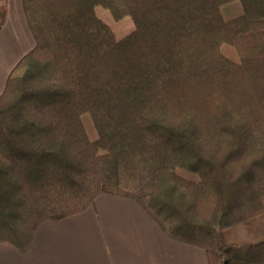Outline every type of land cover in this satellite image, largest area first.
<instances>
[{"label":"trees","instance_id":"obj_1","mask_svg":"<svg viewBox=\"0 0 264 264\" xmlns=\"http://www.w3.org/2000/svg\"><path fill=\"white\" fill-rule=\"evenodd\" d=\"M235 1L242 13L225 20ZM21 6L34 46L0 94V243L24 252L40 223L105 193L135 201L207 264H264V0ZM97 7L133 31L117 40ZM7 16L0 0V30ZM239 224L249 242H226Z\"/></svg>","mask_w":264,"mask_h":264},{"label":"crops","instance_id":"obj_2","mask_svg":"<svg viewBox=\"0 0 264 264\" xmlns=\"http://www.w3.org/2000/svg\"><path fill=\"white\" fill-rule=\"evenodd\" d=\"M16 2L11 7L8 0V16L0 33L18 24L22 34L12 52L0 53V94L11 69L34 46L21 0ZM12 9H16L20 23L11 20ZM102 16L101 20L109 26L108 15ZM111 30L117 40L126 36ZM0 264H207V261L202 249L164 235L135 201L102 193L80 214L40 223L24 252L0 243Z\"/></svg>","mask_w":264,"mask_h":264},{"label":"rangeland","instance_id":"obj_3","mask_svg":"<svg viewBox=\"0 0 264 264\" xmlns=\"http://www.w3.org/2000/svg\"><path fill=\"white\" fill-rule=\"evenodd\" d=\"M16 1L17 0H11V7H13L14 4L17 3ZM221 10L223 13V18L225 20L236 18L242 13L241 6L238 1L231 2V3L224 5ZM102 13L104 14L106 13L108 15L109 17L108 21L110 24L109 26L111 27V29L116 30L118 33H121L122 35H127L130 33L131 29H134L132 20L129 17H126L123 20L116 22L112 19L111 15L109 14L107 10H104L101 7H97L96 15L98 18L104 19V17L102 16ZM17 15L18 13L16 9H12L11 20H15L20 23L19 17ZM5 30L6 31H3L2 33H0V53L1 55L6 54L8 51L12 52V49H14L15 46L17 45V42H19L20 34H22L21 32L22 30L20 29V26L18 24L17 25L15 24L10 31H8L7 29ZM220 51L229 60L233 62H239V57L235 49L232 46L224 44L221 46ZM80 120L85 129L88 139L91 141L95 140L97 138V133L93 127L89 114L87 113L83 114ZM178 173L186 179H190V180L197 179L196 175L190 172H187V171L178 170ZM225 230H226L225 236L227 239L226 242L237 243V244H245L249 242L248 236L242 225L239 224L236 226H232ZM242 235L243 237L245 236L244 239L242 238Z\"/></svg>","mask_w":264,"mask_h":264}]
</instances>
